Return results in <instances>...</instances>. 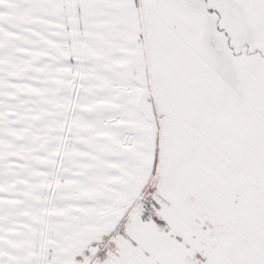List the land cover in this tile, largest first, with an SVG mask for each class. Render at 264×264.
Instances as JSON below:
<instances>
[{
    "label": "snow or ice",
    "instance_id": "1",
    "mask_svg": "<svg viewBox=\"0 0 264 264\" xmlns=\"http://www.w3.org/2000/svg\"><path fill=\"white\" fill-rule=\"evenodd\" d=\"M0 264H264V0H0Z\"/></svg>",
    "mask_w": 264,
    "mask_h": 264
}]
</instances>
